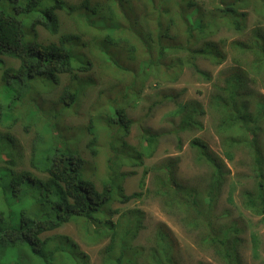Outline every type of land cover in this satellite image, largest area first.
<instances>
[{"label": "trees", "instance_id": "trees-1", "mask_svg": "<svg viewBox=\"0 0 264 264\" xmlns=\"http://www.w3.org/2000/svg\"><path fill=\"white\" fill-rule=\"evenodd\" d=\"M160 2L0 0V264H90L79 244L58 232L69 223L85 237L83 225H107L93 240H108L101 264H179L166 226L158 227L153 247L135 246L144 212L113 204L141 197L126 194L122 166L142 165L164 135L141 126L138 145L129 147L124 138L136 121L130 111L144 100L146 82L151 88L175 83L186 70L211 83L207 107L179 101L185 90H162L141 117L171 103L179 135L203 130L201 118L213 114L225 158L233 161L237 150L249 156L242 165L250 167L254 185L240 191V200L264 224V0ZM249 12L256 14L251 28ZM62 14L82 33H61ZM39 27L57 39L41 41ZM224 31L232 39L215 40ZM229 58L236 66L217 78L200 66ZM178 143L182 149L181 136ZM190 148L208 175L180 178L179 159L169 158L146 169L154 177L148 191L168 213L182 216L199 246L221 264H245V227L218 210L227 184L224 161L200 138ZM111 149L115 158L100 189L83 164L110 156ZM114 163L117 188L108 179ZM253 242L259 245L257 235Z\"/></svg>", "mask_w": 264, "mask_h": 264}, {"label": "rangeland", "instance_id": "rangeland-1", "mask_svg": "<svg viewBox=\"0 0 264 264\" xmlns=\"http://www.w3.org/2000/svg\"><path fill=\"white\" fill-rule=\"evenodd\" d=\"M68 1L76 4L80 0ZM145 2V5H150V1ZM157 3L162 4L160 0H157ZM255 22L256 14L254 12H249V15L247 16L248 26L250 28L254 27ZM82 30L83 28L76 24L69 15H61V33H82ZM38 33L41 41L49 42L57 39V36H51L42 27L38 28ZM226 37L232 39L231 37L233 36H231L230 32L224 31L216 37L215 40ZM200 66L202 69L210 72L214 78H217L218 75L220 76L227 73L236 65L229 58L219 66H215L209 61H201ZM150 81L151 80L145 84L144 100L139 103L134 111H130V116L136 121L124 139L129 147L137 146L139 143V129L141 126L151 128L157 132H164V135L160 138L154 156L145 158L142 165L133 166L127 164V166H122V172H125L127 175L123 181V187L125 188L126 194L131 195L136 192L142 194L141 197L131 201L128 205L119 202L113 204V208L119 210L130 207L140 209L144 212V227L140 230L134 241L135 246H142L145 248L153 247L157 229L162 225L170 230V233L177 242L179 264H221L212 252L204 250L199 246L196 233L189 231V228H187L181 220L182 216L168 213L163 208L160 200L152 196L148 190H152L153 187V172H147L145 174L146 169H149L153 165L160 164L169 158H178V177L190 180L197 177L201 179L205 178L208 175L209 167L205 165L198 166L194 163V152L190 148V141L193 138H200L224 161V170L227 172V184L225 185L219 200L218 210L219 212H230L232 217H237L245 227L244 233L242 234L244 240L242 254L245 264H264V224L260 222L259 217H256L247 211L242 206V201L240 200V191L244 187L251 188L254 185L253 179L247 177L251 173L250 167L242 165L249 161V156H247L245 152L237 150L235 151L233 161H229L225 158L221 139L215 131L216 119L210 112L207 113L205 117L201 118V122L204 125L203 130L179 135L174 133L179 118L178 116L171 114L175 109V106L171 103H165V106L154 108L151 115L148 118L145 117V120L141 117L149 108L148 102L157 100L158 97L156 98V94L162 90L174 92L185 90L183 97H181L179 101L196 100L207 107L208 96L213 92L211 83L202 78H196L189 70H186L175 83L162 82L159 87L151 88L149 86ZM91 98L95 99V94H92ZM179 136H181L183 140L182 149L178 148ZM29 139V136L24 137V144L27 143ZM124 151L126 150L124 149ZM108 153L110 156L105 152L103 154L101 152L99 155L102 154V156L99 159L92 156L89 160L87 159V153L85 154L87 160L83 164V173L88 177L91 172H94L92 174L93 179L96 181V184L100 189H102L101 178L107 177L108 161L110 163V157L115 158V155H112L114 153L112 149L109 150ZM118 166V164L114 163L112 169L114 175L108 177V179H110L109 184L115 188L120 184V182L117 181ZM116 192L117 190L114 189V193ZM104 225V223H101L98 227H89L92 228V232H89V228L87 229V227L83 225V231L85 228L84 233L86 234V237L83 235L81 236L82 232H80L81 230L79 231V227L75 223L65 225L58 232L70 236L71 239L76 241L79 244L80 249L88 255L90 264H101V251L108 244V240H93L104 232L107 226ZM253 235H257L258 237L259 245L257 247L253 242Z\"/></svg>", "mask_w": 264, "mask_h": 264}]
</instances>
